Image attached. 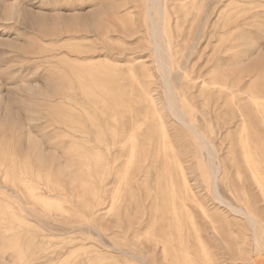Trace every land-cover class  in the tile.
Wrapping results in <instances>:
<instances>
[{
    "label": "rangeland",
    "instance_id": "obj_1",
    "mask_svg": "<svg viewBox=\"0 0 264 264\" xmlns=\"http://www.w3.org/2000/svg\"><path fill=\"white\" fill-rule=\"evenodd\" d=\"M207 253L264 264V0H0V264Z\"/></svg>",
    "mask_w": 264,
    "mask_h": 264
},
{
    "label": "bare ground",
    "instance_id": "obj_2",
    "mask_svg": "<svg viewBox=\"0 0 264 264\" xmlns=\"http://www.w3.org/2000/svg\"><path fill=\"white\" fill-rule=\"evenodd\" d=\"M205 80H206V79H205ZM204 82H205V81H204ZM205 85H206V84H205ZM222 86H224V85H222ZM219 87H220V86H219ZM222 90H223V89H222ZM218 92H219V90H218ZM141 126H142V125H141ZM163 131H164V129H163ZM246 131H247V130H246ZM161 133H162V132H161ZM131 134H132V133H131ZM134 136H135V135H134ZM161 140H162V141L160 142V144L156 147V151H157L158 154L161 152L160 150H161L162 147H165V150H167L166 145L170 146V148L172 149V152L175 150V149L172 148L171 145H170V139H169L168 133H167L166 131H164V132L162 133V135H161ZM158 141H159V140H158ZM132 148H133V146H132ZM132 148H131V149H132ZM152 153H153V152H152ZM161 153H162V152H161ZM131 155H132V157L134 156V154H131ZM144 155H145V154H144ZM155 155H156V154H155ZM162 156H163V155H162ZM144 157H145V156H144ZM148 158H149V156L146 157V159H148ZM169 163H170V162H169ZM141 165H142V163H141ZM158 166H159L158 169H159V168L162 169L163 167H168L169 164H168V163L166 164V162H165V163L161 162L160 165H158ZM170 166H171V165H170ZM181 171H182V168H181ZM179 172H180V171H179ZM159 173H160V172H159ZM172 174H173V173H172ZM177 175H178V174H177ZM176 177H177V176H176ZM162 179H163V178H162ZM184 179H185V178H184ZM157 180H158V182L160 181L159 178H158ZM161 181H162V180H161ZM161 181H160V182H161ZM172 181H173V180H172ZM160 182H159V183H160ZM180 182H182V180H181ZM156 183H157V182H156ZM161 183H162V182H161ZM177 183H179V182H177ZM177 183H173V184H174V185L172 186V191L174 192L173 194H175V191H177V189L179 188V185H178ZM182 183H183V182H182ZM157 184H158V183H157ZM176 184H177V185H176ZM158 185H159V184H158ZM161 185H162V184H161ZM161 185H160V186H161ZM169 186H170V185H169ZM169 186H168V187H169ZM182 186H183V185H182ZM157 187H158V186H157ZM159 189L162 190V188H159ZM161 190H160V192H161ZM182 190H183V192H181L182 195L180 196V201H182L183 203H182V202H181V203L184 204V202H185V200H184V197H185V196H184V195H185V193H186L187 191H189V188L187 187V184H185V186H184V188H183ZM178 191H179V190H178ZM169 194H170V193H169ZM186 194H187V193H186ZM190 194H191V193L189 192V195H190ZM162 195H163V194H162ZM161 197H162V196H161ZM162 198H163V197H162ZM162 198H161V199H162ZM164 198H165V195H164ZM169 198H170V197H169ZM169 198H168V199H169ZM172 199H173V198H172ZM158 201H159V200H158ZM158 201H157V202H158ZM177 201H178V200H177ZM164 202H166L165 199H164ZM169 203H171V202H169ZM177 203H178V202H177ZM177 203H176V205H178ZM198 203H200V202H198ZM165 204L167 205V203H164L163 205L165 206ZM182 204H181V205L179 204V205H180L179 207H181ZM158 205H159V204H158ZM158 205H157V206H158ZM159 206H161V205H159ZM169 206H171V205L169 204ZM200 206H201V204H200ZM203 206H204V205H202V207H203ZM177 207H178V206H177ZM158 208H159V207H158ZM165 208H166V207H165ZM165 208H164V212L166 213ZM204 208H205V207H204ZM204 208H203V209H204ZM160 210H161V208H160ZM171 210H172V208L170 209V211H171ZM176 211H178L177 208H176ZM160 212H161V211H160ZM204 212H205V211H204ZM165 213H164V215H165ZM172 213H173V212H172ZM172 213H171V214H172ZM161 215H162V214H161ZM161 215H160V216H161ZM166 215H167V214H166ZM166 215H165V216H166ZM160 216H159V217H160ZM154 217H155V216H154ZM156 217H157V216H156ZM173 218H174V217H173ZM173 218H172V219H173ZM158 219H159V218H158ZM162 219H163V222H162V223H164L165 220H164V218H163V215H162ZM162 219H161V220H162ZM173 220H174V219H173ZM160 222H161V221H160ZM167 222H168V221H166L165 223H167ZM165 223H164V224H165ZM154 224L156 225V223H154ZM159 224H161V223H159ZM164 224H163V225H164ZM157 226H159V225L157 224L155 227L157 228ZM172 226H173V225H172ZM151 227H152V226H151ZM161 227H162V225H161ZM163 227H164V226H163ZM165 228H166L165 230L167 231V227H165ZM159 229H160V228H159ZM163 230H164V229H163ZM163 230H162V233H163ZM170 232H171V231H170ZM164 233H165V231H164ZM166 233H167V232H166ZM166 233H165V236H167ZM160 234H161V232H160ZM168 235H169V231H168ZM171 238H172V237H171ZM166 240H170V239H169V238L167 239V237H166ZM168 242H169V241H168ZM170 243H171V242H170ZM169 245H171V244H169ZM164 249H165V248H164ZM208 252H209V251H208ZM206 260H207V263H208V264H212V262H213V260H212V262H211V256L209 257L208 253H207V259H206Z\"/></svg>",
    "mask_w": 264,
    "mask_h": 264
}]
</instances>
